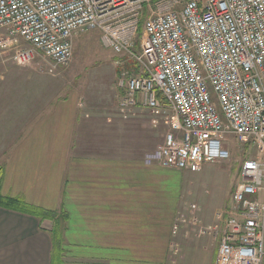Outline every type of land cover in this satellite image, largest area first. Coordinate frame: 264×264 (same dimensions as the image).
<instances>
[{
  "label": "crops",
  "instance_id": "crops-1",
  "mask_svg": "<svg viewBox=\"0 0 264 264\" xmlns=\"http://www.w3.org/2000/svg\"><path fill=\"white\" fill-rule=\"evenodd\" d=\"M6 52L0 199L52 213L60 264H215L231 212L199 208L187 184L195 172L150 159L167 132L153 142L151 112L122 107L123 96L100 102L57 90L59 74ZM45 219L0 200V264H52Z\"/></svg>",
  "mask_w": 264,
  "mask_h": 264
},
{
  "label": "built area",
  "instance_id": "built-area-1",
  "mask_svg": "<svg viewBox=\"0 0 264 264\" xmlns=\"http://www.w3.org/2000/svg\"><path fill=\"white\" fill-rule=\"evenodd\" d=\"M84 28L137 67L117 79L122 107L172 111L150 159L198 172L230 159L226 136L252 145L215 264H264V0H0V49L19 64L40 54L49 74L71 61Z\"/></svg>",
  "mask_w": 264,
  "mask_h": 264
},
{
  "label": "rangeland",
  "instance_id": "rangeland-1",
  "mask_svg": "<svg viewBox=\"0 0 264 264\" xmlns=\"http://www.w3.org/2000/svg\"><path fill=\"white\" fill-rule=\"evenodd\" d=\"M141 30L142 23L137 32L136 52ZM19 46L27 45L19 41ZM72 50L71 61L57 70L59 75L55 77L54 82L57 90L60 88L62 92H70L78 97L87 94L100 102L112 96L119 99L124 95V88L119 87L117 83L119 74L123 70L137 71V67L133 61L126 59V56L116 54L105 47L97 29L84 28L76 31L72 38ZM6 55L13 61L12 50L7 51ZM30 63L45 68L48 65L47 59L40 54H35ZM171 112L168 107H163L158 114L151 113L153 142L160 139L164 131L168 130L164 117ZM224 142L229 147L230 159L206 162L200 171L190 174L188 179L187 184L190 183L189 188L192 190L190 198L199 205V208L231 210L232 192L239 180L240 165L246 158L257 154L252 145H242L231 136H226ZM231 214L232 211L229 215Z\"/></svg>",
  "mask_w": 264,
  "mask_h": 264
},
{
  "label": "trees",
  "instance_id": "trees-1",
  "mask_svg": "<svg viewBox=\"0 0 264 264\" xmlns=\"http://www.w3.org/2000/svg\"><path fill=\"white\" fill-rule=\"evenodd\" d=\"M1 202L7 203L11 206H13L14 208H18L21 211L24 212H31V213H35L36 215L38 214L39 216L43 217V218H47V219H52L54 220V217L52 215V213L48 212V211H44L40 208L31 206L27 203H25L23 200L21 199H17V198H1L0 199ZM51 238H52V242H53V258H52V264H60L59 261V244L61 242V233H60V229L58 228V226L56 225V221H54V228L51 231Z\"/></svg>",
  "mask_w": 264,
  "mask_h": 264
},
{
  "label": "water",
  "instance_id": "water-1",
  "mask_svg": "<svg viewBox=\"0 0 264 264\" xmlns=\"http://www.w3.org/2000/svg\"><path fill=\"white\" fill-rule=\"evenodd\" d=\"M41 227L45 230L50 231L52 229V223L50 220L45 219L42 223H41Z\"/></svg>",
  "mask_w": 264,
  "mask_h": 264
}]
</instances>
